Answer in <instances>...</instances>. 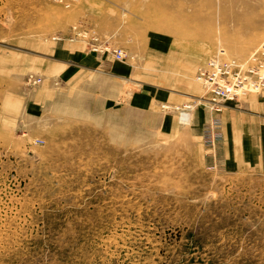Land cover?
<instances>
[{
  "label": "rangeland",
  "instance_id": "374dc122",
  "mask_svg": "<svg viewBox=\"0 0 264 264\" xmlns=\"http://www.w3.org/2000/svg\"><path fill=\"white\" fill-rule=\"evenodd\" d=\"M122 28L179 55L146 65ZM95 38L124 58L94 53ZM74 47L129 66L128 80H73ZM259 49L264 0H0V264H264V170L239 160L250 126L236 120L264 91L217 112L197 78ZM188 64L195 97L159 96L195 92L160 74ZM161 75L175 83L149 79Z\"/></svg>",
  "mask_w": 264,
  "mask_h": 264
},
{
  "label": "crops",
  "instance_id": "0c3cea01",
  "mask_svg": "<svg viewBox=\"0 0 264 264\" xmlns=\"http://www.w3.org/2000/svg\"><path fill=\"white\" fill-rule=\"evenodd\" d=\"M114 25V24H112ZM111 27V31H109L111 34L115 33L117 36V29L113 30V26ZM116 28V26H114ZM120 27V26H119ZM129 31V28H127ZM115 31V32H114ZM122 34L120 35V44L121 47H124L126 50H128L132 55H136L139 57H144V63L147 65L148 61L153 59H159V58H164L170 55V53L178 54V52H174L169 48L168 50L164 49L165 47H170V45H173L175 42L174 40L168 38L167 39V44L166 43H161L163 46H159L155 41L158 40L156 36L152 35L153 31L149 32L146 36H144V41L142 43V46H139V43L136 41H129L125 39V29H121ZM126 31V32H127ZM120 32V31H119ZM113 34V39L116 38V36ZM134 44H132V43ZM81 48H76L74 47L73 49H70L68 54L71 56V52H74L72 55V58L74 59V69L72 71V79L76 80L79 79L80 83L81 81H84L86 77L91 76L92 72H94L96 75L104 76V78L107 81H115L113 78L116 80H120L121 83H124L128 80V76L130 75V69L129 66L124 65V64H113L110 59H101V58H96L95 56H87L84 55L82 51H80ZM74 50V51H73ZM156 62V61H155ZM157 64V62L155 63ZM154 64V65H155ZM173 64V63H172ZM195 64H188L182 67H167L163 68L162 72L160 74L166 73L169 71V69L174 70V73L177 74L176 77L177 79H181L186 82V84H190L193 86V90L195 88V92L190 90L189 87H187V92L184 90H178L175 91L172 89L173 87H177L178 89H183L182 87L177 84H171L172 88L168 89L167 91L164 90V86L158 84V89L160 91L159 96H166V99L170 101L171 103H179L183 102L184 99H189L191 97H195V93L198 91L197 83L195 82L194 75L197 71V67L192 70L190 68L191 66L194 67ZM196 66V65H195ZM156 67V66H155ZM79 76V77H77ZM168 76L161 75L157 78V80H154L156 78H149L151 81L155 82H160L164 85H167L165 82H172L175 83V80L169 79ZM71 79V80H72ZM112 79V80H111ZM150 81V82H151ZM117 82V81H116ZM152 83V82H151ZM102 83L101 85H103ZM153 85L156 83H152ZM76 85V84H75ZM124 86V85H123ZM122 86V90L123 89ZM169 86V85H167ZM170 86V87H171ZM89 87H94L90 86ZM111 95V93H109ZM182 94V95H181ZM241 111L245 112H240V114H244L245 117H240L236 116V120L239 122L240 120H243L245 124H248L250 126L249 130L246 131V135L244 136V139H239L238 140V147H241L244 149L242 150L239 160L240 161H248L249 167H254L253 169H258V170H264V94L258 98H253L251 100H245L239 107H237ZM236 109V108H235ZM235 117V116H233ZM240 118V120H239ZM236 125L235 129V135L239 134V125L238 123L234 124ZM237 144V140H236ZM238 147H235L234 153L236 156L237 149ZM236 159H234L235 161Z\"/></svg>",
  "mask_w": 264,
  "mask_h": 264
},
{
  "label": "built area",
  "instance_id": "2783aa9c",
  "mask_svg": "<svg viewBox=\"0 0 264 264\" xmlns=\"http://www.w3.org/2000/svg\"><path fill=\"white\" fill-rule=\"evenodd\" d=\"M80 40H84V37L81 36ZM93 41L97 42L96 38ZM92 46L96 47L97 45ZM94 47H92L93 50ZM115 55L121 59L119 54ZM248 64L244 67L233 65L219 68L220 65L218 67L215 62H212L207 73L200 75L199 80L206 83L204 86L210 93L211 100L209 103L212 105V110L216 108L217 112H221L225 102L234 101L237 99L235 97L241 94L251 93V95H255L264 91V50L255 59L250 60ZM234 68L238 69L235 73ZM255 68H258V71L253 73ZM223 77H228V80ZM187 108L188 110L192 109L190 106ZM215 125H220V122L215 121Z\"/></svg>",
  "mask_w": 264,
  "mask_h": 264
},
{
  "label": "bare ground",
  "instance_id": "6f19581e",
  "mask_svg": "<svg viewBox=\"0 0 264 264\" xmlns=\"http://www.w3.org/2000/svg\"><path fill=\"white\" fill-rule=\"evenodd\" d=\"M82 34L83 33H79L78 35L80 36ZM96 41H97V44L95 43V41H93V44H96L97 45L96 47H94V53L104 54V55H107V54L108 55H112L116 60H122L124 58L125 54L123 53L122 50H118L116 48H112V50H111L109 47H106V44L105 43H107L106 42L107 40H104L105 43H103V44L101 42H99L98 40H96ZM100 44H101V46H100ZM263 50L264 49H259L256 52H254L251 56H249L248 61L247 60L246 61H239V60H235V59L228 60V61H220V60H217V59L210 60L208 62V64L206 65V67L201 70V72L199 73V75L197 76V78L201 74L207 73V71L211 68L210 65L212 64V62H215V65L218 66V67L220 65L219 68H222L221 66H233V65H240L241 67H244V66L249 65L248 62L250 60L255 59L256 56H259L261 54V51H263ZM115 54H119L120 57H121V59H117L116 56H115ZM122 56H123V58H122ZM200 82L202 83L203 86H204V84H206V83H203V81H200ZM204 98L206 99L205 100L206 103L211 100V99H209L210 98V93L208 91H207V93H205ZM202 101L203 100H201L199 102L201 103ZM165 109H167V107ZM177 109H180V111H181V109L183 110V111L180 112L181 113V117L179 118L180 121H181V123H187V122H189V120H190V115H189L190 111H188L187 106H184L183 108H177Z\"/></svg>",
  "mask_w": 264,
  "mask_h": 264
}]
</instances>
